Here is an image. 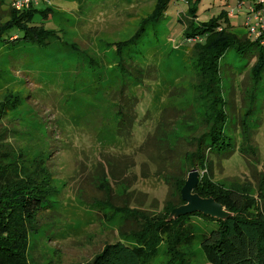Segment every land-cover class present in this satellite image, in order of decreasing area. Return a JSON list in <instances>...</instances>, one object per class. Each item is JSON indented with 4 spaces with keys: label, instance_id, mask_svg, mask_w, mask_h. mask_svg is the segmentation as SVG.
I'll use <instances>...</instances> for the list:
<instances>
[{
    "label": "rangeland",
    "instance_id": "374dc122",
    "mask_svg": "<svg viewBox=\"0 0 264 264\" xmlns=\"http://www.w3.org/2000/svg\"><path fill=\"white\" fill-rule=\"evenodd\" d=\"M11 1L17 0L4 4ZM193 1L169 0L163 17L150 26L143 21L156 0H49L38 6L48 10L43 25L52 31L44 46L21 40L0 46V102L9 103L0 122L2 150L20 167L44 160L57 192L51 211L27 234L28 264L91 262L119 240L120 232H138L134 217L140 225L160 221L158 214H165L167 203L180 202L175 185L185 183L192 169L200 182L202 171L184 156L195 150L191 140L206 131L207 103L199 98L194 44H186L182 32L188 23H205L225 13L235 33L250 40L242 26L251 1ZM0 19L5 21L4 12ZM142 24L145 34L133 46V65L148 71L145 80L132 84L119 65L124 66L126 55L118 62L116 48ZM248 55L226 52L221 91L229 124L237 132L235 138L233 132L226 135L236 145L241 120L251 110L257 157L254 161L234 148L226 151L213 164L210 181L224 189L247 188L254 196L264 174V75L256 88L254 83L264 72L256 70V53ZM117 92L139 98V117L146 113L123 139L110 99ZM160 111L164 122L155 126ZM156 172L172 179L164 183L154 177ZM192 222L202 232V223ZM164 249L159 243L149 264H164ZM192 250L197 264H207L198 241Z\"/></svg>",
    "mask_w": 264,
    "mask_h": 264
},
{
    "label": "trees",
    "instance_id": "16d2710c",
    "mask_svg": "<svg viewBox=\"0 0 264 264\" xmlns=\"http://www.w3.org/2000/svg\"><path fill=\"white\" fill-rule=\"evenodd\" d=\"M17 1H11L8 6L4 4L5 0H0V11L5 13V21L0 19V46L21 40L41 48L46 44V35L52 34V31L46 30L43 25L48 10L38 8L39 5H44L42 1L32 8L17 9L15 7ZM156 1L154 11L145 18L143 24L155 25L163 17L169 0ZM181 1H188L190 4V0ZM198 2L199 0H194L192 5ZM45 4H49V0ZM190 17H194L193 11ZM229 18L230 16L223 13L205 23L194 21L188 23L190 26L182 32L184 42L189 45L194 44L193 51L196 53L194 64L201 76L198 91L202 96L199 98L207 103L206 109L203 110L206 131L199 138L191 140L190 145H193L195 150L185 153L184 159L191 166L196 165L202 171L203 176L194 193L202 198L212 197L216 201L220 200L233 217L225 221H215L194 213L167 223L165 220L169 212L183 202L180 199V202L174 206L167 203L169 206L163 210L165 214H158L160 221L153 222L156 223L155 225L147 221L140 225L134 217L137 233L120 232L119 240L105 246L102 253L97 254L86 264H149L159 243L165 246L164 264H197L192 250L196 241L207 264H264V174L259 177L254 196L247 188L224 189L222 185L212 184L210 181L213 164L219 161L220 156L226 151L234 148L246 158L252 156L254 161L257 157V148L252 140L248 120L251 110H247L246 118L241 120L240 131L238 130L240 143L236 145L235 140L226 135L227 131L233 132L235 138L237 132L229 124L226 101L221 91L220 68L221 60L227 51H234L240 55L256 53V70L263 73L264 45L251 39H241L235 33ZM143 24L132 38L116 48L118 62H122V57L126 55L127 61L124 66L121 63L119 65L123 67L121 70L125 76L130 77L132 84L145 80L142 76L144 70L148 71L138 67L137 64L133 65V60L136 58L133 46L138 45L145 34ZM263 75L255 80V88ZM110 99H112L114 115L118 118L116 129L121 131L119 137L123 139L124 133H127V136L133 134L134 127L142 122L146 113L139 117L138 106L141 100L135 96L131 97L126 93L123 96V92H117L111 95ZM8 104L5 101L0 102V122L5 116V107ZM163 122L160 111L155 126H161ZM3 141V133L0 132V264H28L27 234L40 224L43 213L51 211L53 206L51 198L57 192L53 185L52 173L44 160L34 159L28 167H20L2 150ZM142 145L143 143L139 148ZM206 172L209 176L205 174ZM157 173L158 176L154 177L164 183L172 179ZM101 182L104 186L107 183L105 178ZM183 185L184 181H179L175 185L179 198ZM193 220L202 223V232L198 233ZM124 242L129 246H124Z\"/></svg>",
    "mask_w": 264,
    "mask_h": 264
},
{
    "label": "water",
    "instance_id": "95a60500",
    "mask_svg": "<svg viewBox=\"0 0 264 264\" xmlns=\"http://www.w3.org/2000/svg\"><path fill=\"white\" fill-rule=\"evenodd\" d=\"M198 177L199 174L195 169L189 172L180 190V199L183 204L171 210L166 219L167 223L194 213L201 214L215 221H225L233 217L232 213L228 212L223 205L217 203L214 199L201 198L194 193V189L198 184Z\"/></svg>",
    "mask_w": 264,
    "mask_h": 264
},
{
    "label": "built area",
    "instance_id": "2783aa9c",
    "mask_svg": "<svg viewBox=\"0 0 264 264\" xmlns=\"http://www.w3.org/2000/svg\"><path fill=\"white\" fill-rule=\"evenodd\" d=\"M40 1L46 3L47 0H19L16 2L17 9L25 7L32 8ZM251 5L246 9L243 29L249 38L264 45V0H250Z\"/></svg>",
    "mask_w": 264,
    "mask_h": 264
}]
</instances>
